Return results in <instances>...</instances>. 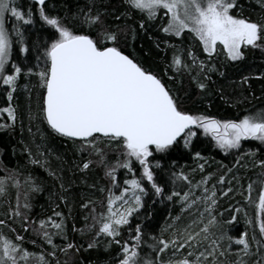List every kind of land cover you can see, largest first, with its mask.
I'll use <instances>...</instances> for the list:
<instances>
[{
	"label": "snow or ice",
	"instance_id": "obj_1",
	"mask_svg": "<svg viewBox=\"0 0 264 264\" xmlns=\"http://www.w3.org/2000/svg\"><path fill=\"white\" fill-rule=\"evenodd\" d=\"M249 8H258L256 18L245 15ZM32 25L43 29V34L33 37L27 30ZM149 27L157 32L149 36L153 47L165 53L159 61L162 73L145 66L135 49L131 54L126 51ZM254 50L264 54V0L247 6L241 0H76L74 10L67 5L60 9L52 5L50 10L48 0H30L26 11L18 0H0V90L8 102L0 107V130L15 129L20 119L19 106L13 103L15 94L21 90L27 93V131L32 140H21L23 152L29 165L42 168L59 184V191L49 194L51 215L32 218L28 214L30 199L44 191L43 185L31 172L25 174L22 168L0 163L4 172L0 175V200L6 209L0 218V264H84L78 259L80 253L99 249L102 243L105 253L118 249L104 264H249V260L264 264V159L258 158L260 148L238 156L215 184H211L214 173L203 175L207 159L194 152L192 158L198 163L191 172L199 170L200 180L193 183L182 169L169 173L173 189L178 181L187 185V191L173 190L166 197L168 201L176 199L181 214L170 217L171 223H166L159 236L147 232L143 224L151 213L140 217L145 196L165 198L166 186L157 181L155 171L162 165L160 160L153 163L155 154H169L181 141L183 148L191 151L201 130L225 154L239 152L242 142L247 141L264 147V107L240 110V105L250 102L244 95L245 86L250 90V80H264V73L242 76L235 100L220 91V99L238 109L234 118L226 119L184 107L186 97L164 82L165 76L174 82L186 75L201 93H207L218 64L242 62ZM14 53L19 54L15 59ZM146 54L151 56V49ZM21 78L26 80L24 84ZM179 82L183 84L182 79ZM41 126L70 142L80 159L66 168L69 162L56 155L59 165L53 168L49 157L54 153L44 145ZM37 135L40 143L35 142ZM30 144L35 145V153ZM241 160L248 163L241 165ZM93 166L103 172L108 184L87 185L101 196L81 195L79 208L84 215L77 227L75 196L70 194L75 182L69 179L66 187L63 173L86 175ZM172 167H176L175 161ZM239 167L259 169L246 188L243 177L232 175ZM121 169L130 176L122 186L118 179ZM13 189L14 204L8 199ZM197 190L200 195L195 194ZM230 196L242 197L247 207L236 201L217 212L220 199ZM61 204L68 208L67 215L58 210ZM247 208L253 209L251 217ZM186 211L189 217L182 224ZM226 212L230 218L225 221ZM240 213L245 230L233 237L226 226L237 222ZM134 218L141 222L133 229ZM17 224L24 233H34L29 243L35 247L39 240V251L25 246L26 237ZM4 228L13 235L3 232ZM125 229L127 238L122 239ZM69 231L81 242L70 239ZM233 256L235 259H230Z\"/></svg>",
	"mask_w": 264,
	"mask_h": 264
},
{
	"label": "trees",
	"instance_id": "obj_2",
	"mask_svg": "<svg viewBox=\"0 0 264 264\" xmlns=\"http://www.w3.org/2000/svg\"><path fill=\"white\" fill-rule=\"evenodd\" d=\"M246 6L253 2L254 0H241ZM24 10L26 11L30 5V0H18ZM83 3V0H81ZM52 5H55L57 9H60L62 5H67L70 10H74L76 8V0H48V7L51 10ZM55 14V11L52 12ZM60 15H63V11L59 12ZM251 14L253 18H256L258 15V8L256 11H253L251 8L245 12V15ZM38 19V16H37ZM12 21L9 20V26ZM28 31L31 32L33 37L38 33L43 34V29H40L38 25L29 26ZM157 32L154 27H149L147 29V34L141 32L138 38L134 42H130L131 46L126 49L128 53H132L133 49H135V54L141 56L144 60L145 66H151L154 70L161 72L163 70V64L159 63L161 58L165 55V53L158 52L152 45V41L149 39V36H155ZM188 43L187 39L185 41ZM151 49L152 55H147V51ZM18 53H14V59ZM172 53L169 51L167 56L170 58ZM204 58V57H201ZM31 59V58H29ZM219 72H224V76H220ZM261 73H264V54H262L259 50L251 51L247 54V58L242 62H230L226 66H221L218 64V71L212 73V81L209 82V88L207 93H201L195 86V84L190 82V78L188 76H183L178 78L177 81L170 82L168 77H164V82L166 84H171V86L177 90L178 95H180L184 99V107L192 110L196 113H205L209 115H213L218 119H226V118H234V116L238 113V109L235 107L226 104L223 100L220 99V91H223L225 97L231 98L235 100L240 95L239 82L242 76H257ZM172 73L170 72L169 75ZM183 80V84L179 81ZM24 78H21L20 83L24 82ZM251 89L248 90L247 86H245L244 95L249 96V101L242 105H240V110L245 108H259L264 107V92H262V88H264V80L252 79L250 80ZM250 92L253 95H250ZM7 98L6 94L3 90H0V107H4L6 104ZM36 101V93H32V106L35 108ZM14 104H18V115L19 120L14 130H0V163L3 166L8 168H22V170L27 174L31 172V174L36 178V182L43 185L44 191L41 193L32 194L30 203L32 204V209L28 213L30 217L35 219L43 218L46 215H51L52 206L49 200V194L55 193L59 191V184L56 180L49 177L48 174L40 167L29 165L27 163V154L23 152L24 145L21 144V140L25 143H29L32 140V137L29 135L27 129L29 127V122L27 119V111L29 101L26 100L21 93L17 92L15 94V99L13 101ZM21 121L23 123V131L21 130ZM2 122V121H0ZM33 130L36 128V124L32 125ZM41 130L45 133L46 140L44 141V145L46 148H50L53 150L54 155L49 157L51 160V164L53 168L58 167L59 161L55 159L56 155L62 156L65 160L69 162V165L65 167H69L73 161H78L80 157L76 155L73 151V147L70 142L54 137L50 131L46 128V126H41ZM36 143H40L39 135L35 138ZM33 152L35 153L36 148L34 144H30ZM257 148H260L258 152V158L264 159V147L259 145V142L256 141H247L242 142V147L239 152L233 151L231 154H225L221 152L219 149L214 147V142L211 141L210 137H206L202 131L198 137L193 139V145L191 151L183 148V142L181 141L180 145L170 150L169 154H155L153 158V163L156 160H160L161 169H157L156 177L157 181L162 185L166 186L165 198L153 196L149 194L145 196V208L141 209L140 217L141 219L151 213L148 219L143 220V224L147 232L159 236L161 229L166 225V223H171L170 217H175L181 214V206L176 202V199L173 201H168L166 199L167 195H169L173 190L187 191V185L182 181H178L175 189H173V185L171 180L169 179V173L171 171H180L181 169L189 174L190 179L195 183L196 181L201 179L202 174L197 170L196 172H191L192 169L196 168L197 161L193 160V153L196 151L201 152L202 156L207 159L206 170L203 175H207L208 173H214L215 177L211 181V184H215L219 179V175L223 174L227 170V167H232L236 163V158L248 150L255 151ZM15 149V153L14 150ZM176 162V167H172V162ZM203 161H199L202 163ZM248 163L247 160H241V165ZM226 166V167H222ZM256 170H246L244 167L234 168L232 175H237L243 177L242 184L245 186L249 182V179H255ZM0 175H4L3 171H0ZM65 177V185L68 186V180L71 179L75 183L72 185L70 189V194L75 196V203L73 205V215L76 217V224L79 227L83 221L80 219L81 216L84 215V212L79 208L80 197L81 195H85L89 198L96 197L100 198L101 194L98 191L91 190L87 187L88 184L96 183L97 186H104L108 184V181L103 178V172L100 169H97L95 166L92 167L90 171L87 172L86 175L81 174L80 172H69L65 171L63 173ZM137 175H139V168L137 165ZM125 178H130L125 176V170H120L118 172L119 183L122 186L123 180ZM231 177H229L230 179ZM86 181L85 184H82L81 181ZM209 185V187L211 186ZM146 187L150 188V185L146 184ZM219 188V185L217 186ZM227 187V185H225ZM15 190L13 189L10 193L8 199L14 204L15 203ZM236 201L240 202L241 206L247 207L243 198L240 196L222 198L219 201V207L217 208V212L225 211L229 208V204L235 205ZM71 202V201H70ZM5 207L3 206L2 200H0V218H3V213L5 211ZM63 211L65 215L68 214V208L63 204L60 205L58 209ZM249 212V216L253 215V209L247 208ZM184 214V213H183ZM230 218V213L226 212L223 220H228ZM141 222L140 219L134 218L132 220L133 229L135 228L136 223ZM69 223V229L71 228V221ZM182 223V222H181ZM18 231H20L21 235H25L26 242L25 246L29 248V250L39 251L40 241L37 240V246H33L29 243V241L35 238L34 233L31 231L28 233H24L19 225H15ZM228 230V234L237 237L241 232L245 230V221L243 213L238 214V221L234 222L230 226H226ZM3 232L12 236L13 234L8 232L7 228L2 229ZM249 235H251L252 229L249 228ZM258 231V229H257ZM168 234H165V238H167ZM69 238L74 239L77 243L81 242V238L78 235L72 234L69 231ZM127 238V229H125V235L122 239ZM87 239V238H86ZM56 243L60 244L61 241L59 238H56ZM255 250V248L253 249ZM118 251L116 247H113L110 252H104L103 243L100 245L99 249L88 250L87 252H81L78 259H83L84 264H104L106 260L109 259V256L115 255ZM233 251H235V246L233 247ZM61 260H64V256H60ZM230 259H235V257H230ZM249 264H251V260H249Z\"/></svg>",
	"mask_w": 264,
	"mask_h": 264
},
{
	"label": "rangeland",
	"instance_id": "obj_3",
	"mask_svg": "<svg viewBox=\"0 0 264 264\" xmlns=\"http://www.w3.org/2000/svg\"><path fill=\"white\" fill-rule=\"evenodd\" d=\"M25 82H26V80H24V82L21 83V84H24ZM18 92L21 93V95L24 96V97L26 98V100H28V99H27V96H28L27 93L23 92L22 90H21V91H18ZM7 103H8V102L6 101V103H5L6 105H5V106H7ZM5 106H4V107H5ZM35 131H36V128L33 130V132H35ZM201 131H202V130H201ZM53 193H54V192H53ZM118 194H119V192H117V195H118ZM195 194H196V195H200V191L197 190ZM48 196H49V195H48ZM180 206H181V205H180ZM183 215H184L185 219H183V220L181 221L182 224H183V223H187V219H188V217H189V213L186 211ZM8 234H9V233H8ZM182 251H183V250H182Z\"/></svg>",
	"mask_w": 264,
	"mask_h": 264
}]
</instances>
